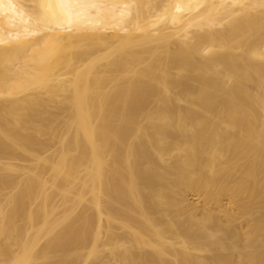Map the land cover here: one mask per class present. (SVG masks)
I'll return each mask as SVG.
<instances>
[{"label": "bare ground", "instance_id": "6f19581e", "mask_svg": "<svg viewBox=\"0 0 264 264\" xmlns=\"http://www.w3.org/2000/svg\"><path fill=\"white\" fill-rule=\"evenodd\" d=\"M0 264H264V0H0Z\"/></svg>", "mask_w": 264, "mask_h": 264}, {"label": "rangeland", "instance_id": "374dc122", "mask_svg": "<svg viewBox=\"0 0 264 264\" xmlns=\"http://www.w3.org/2000/svg\"><path fill=\"white\" fill-rule=\"evenodd\" d=\"M191 199H194L196 196L194 194H190L189 196Z\"/></svg>", "mask_w": 264, "mask_h": 264}]
</instances>
